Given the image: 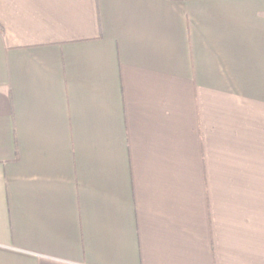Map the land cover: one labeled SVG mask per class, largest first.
Here are the masks:
<instances>
[{"label": "crops", "instance_id": "1", "mask_svg": "<svg viewBox=\"0 0 264 264\" xmlns=\"http://www.w3.org/2000/svg\"><path fill=\"white\" fill-rule=\"evenodd\" d=\"M0 25V264H264V0Z\"/></svg>", "mask_w": 264, "mask_h": 264}, {"label": "trees", "instance_id": "2", "mask_svg": "<svg viewBox=\"0 0 264 264\" xmlns=\"http://www.w3.org/2000/svg\"><path fill=\"white\" fill-rule=\"evenodd\" d=\"M0 32H3V28H2V25H0Z\"/></svg>", "mask_w": 264, "mask_h": 264}]
</instances>
